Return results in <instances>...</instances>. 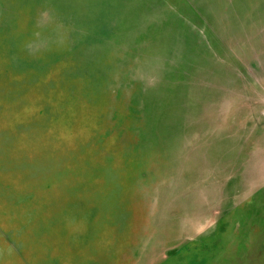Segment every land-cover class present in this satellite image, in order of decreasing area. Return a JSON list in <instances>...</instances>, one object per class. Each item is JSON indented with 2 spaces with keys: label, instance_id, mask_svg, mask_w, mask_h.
<instances>
[{
  "label": "rangeland",
  "instance_id": "rangeland-1",
  "mask_svg": "<svg viewBox=\"0 0 264 264\" xmlns=\"http://www.w3.org/2000/svg\"><path fill=\"white\" fill-rule=\"evenodd\" d=\"M0 264H264V0H0Z\"/></svg>",
  "mask_w": 264,
  "mask_h": 264
}]
</instances>
